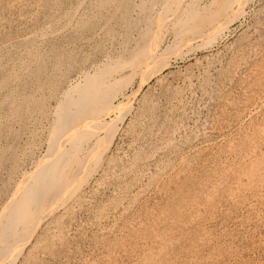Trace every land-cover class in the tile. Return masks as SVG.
I'll list each match as a JSON object with an SVG mask.
<instances>
[{
    "label": "rangeland",
    "instance_id": "1",
    "mask_svg": "<svg viewBox=\"0 0 264 264\" xmlns=\"http://www.w3.org/2000/svg\"><path fill=\"white\" fill-rule=\"evenodd\" d=\"M168 1L163 50L178 15L203 32L134 76ZM120 64L96 158L15 264H264V0H0V219L69 88Z\"/></svg>",
    "mask_w": 264,
    "mask_h": 264
},
{
    "label": "bare ground",
    "instance_id": "2",
    "mask_svg": "<svg viewBox=\"0 0 264 264\" xmlns=\"http://www.w3.org/2000/svg\"><path fill=\"white\" fill-rule=\"evenodd\" d=\"M166 6L168 7H165L166 11L162 14L158 24V37L137 53L132 65L129 66V68H132L134 76L141 73L140 71L145 67L148 69L146 75V79H148L160 69L168 66L169 62L168 59L166 61V58L169 55L178 53L183 47L192 46L194 40H197V36L201 35H196V33L203 32L199 27L203 25L201 23L204 20H201L198 17L199 15H195L199 13L196 12L194 14V12H191L187 16H184V14L178 15L174 18L173 22L171 21L173 28L179 29L178 31L176 30L175 40L163 50L165 41L163 29L165 28V22L175 15L172 16L176 12L172 8H180L177 2L174 1L171 3L168 1ZM196 28L197 30H194ZM153 34L156 35L155 32ZM192 49L193 47L190 51ZM154 64L156 67L153 68ZM128 65L126 64V66ZM124 68L125 65L120 64L114 68L110 67L106 71H98L94 76L88 74L81 83L76 84L71 89L69 88V91L67 90V95L57 108L58 122L55 123L58 124H55V128H52L54 138L56 139L55 146H53H58L59 152L52 157L50 155L55 153L52 149L53 152H50L49 157H47V159L49 158L48 161L44 163L45 166L41 169L44 171H40L33 180H27L23 184L20 183L22 184L21 187L17 189L14 197H12L13 201H10L11 203L6 207V212L4 211V216L0 219V264H15V261L22 254L27 243L34 236L36 229L58 207L55 203L60 204L65 202L64 196H66L69 189L77 185L78 175L83 171L88 162L96 158L93 153L87 152L84 148L88 146L94 133L98 135V133L96 134L97 129L95 127L101 123L99 119L102 113L116 106L112 100L115 93L110 92H114L111 89L114 85L113 83L122 81L114 77ZM146 79L143 80L146 81ZM102 105H107L105 111L100 110ZM101 149L103 148L101 147ZM27 179L29 178L27 177ZM72 190H75V187ZM62 195L64 199L59 198Z\"/></svg>",
    "mask_w": 264,
    "mask_h": 264
}]
</instances>
